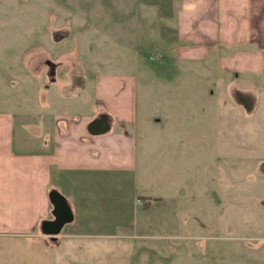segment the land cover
I'll use <instances>...</instances> for the list:
<instances>
[{
	"label": "rangeland",
	"instance_id": "374dc122",
	"mask_svg": "<svg viewBox=\"0 0 264 264\" xmlns=\"http://www.w3.org/2000/svg\"><path fill=\"white\" fill-rule=\"evenodd\" d=\"M181 2L0 0V115L17 114L19 145L96 111L102 77L132 76L138 110L116 129L137 137L131 181L56 239L0 235V264H264V92L256 110L212 63L177 57Z\"/></svg>",
	"mask_w": 264,
	"mask_h": 264
},
{
	"label": "crops",
	"instance_id": "0c3cea01",
	"mask_svg": "<svg viewBox=\"0 0 264 264\" xmlns=\"http://www.w3.org/2000/svg\"><path fill=\"white\" fill-rule=\"evenodd\" d=\"M176 34L180 60L212 63L228 91L242 95L243 104L260 107L264 0H182ZM101 79L92 91L94 112L100 115L55 116L52 124L42 122L47 138L26 132L19 145L17 114L0 115V235L38 233L42 222L53 217L49 198L53 189L66 197L74 222L79 211L92 217L104 207L94 204L95 191L110 187L114 192L116 181H131L137 166V137L116 129L137 119L135 81L132 76ZM238 81H257V87ZM74 89L65 97L77 94ZM101 116L107 117L111 128L92 134L89 125Z\"/></svg>",
	"mask_w": 264,
	"mask_h": 264
},
{
	"label": "water",
	"instance_id": "95a60500",
	"mask_svg": "<svg viewBox=\"0 0 264 264\" xmlns=\"http://www.w3.org/2000/svg\"><path fill=\"white\" fill-rule=\"evenodd\" d=\"M110 128L108 120L102 116L94 119L89 125L92 134H102L109 131ZM49 198L53 205V219L44 220L41 229L44 234L56 239L61 234L64 226L74 220V215L66 197L59 191L56 189L51 190Z\"/></svg>",
	"mask_w": 264,
	"mask_h": 264
},
{
	"label": "flooded vegetation",
	"instance_id": "af4514ba",
	"mask_svg": "<svg viewBox=\"0 0 264 264\" xmlns=\"http://www.w3.org/2000/svg\"><path fill=\"white\" fill-rule=\"evenodd\" d=\"M102 117H104V118H106L107 119V117H105V116H102ZM53 216V215H52ZM52 219H53V217H52Z\"/></svg>",
	"mask_w": 264,
	"mask_h": 264
}]
</instances>
